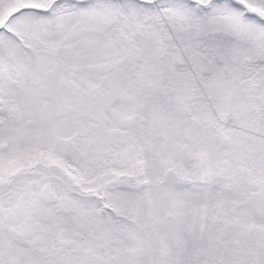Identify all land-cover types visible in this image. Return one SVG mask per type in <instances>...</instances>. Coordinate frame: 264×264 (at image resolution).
<instances>
[{
	"label": "snow or ice",
	"instance_id": "obj_1",
	"mask_svg": "<svg viewBox=\"0 0 264 264\" xmlns=\"http://www.w3.org/2000/svg\"><path fill=\"white\" fill-rule=\"evenodd\" d=\"M0 264H264V0H0Z\"/></svg>",
	"mask_w": 264,
	"mask_h": 264
}]
</instances>
